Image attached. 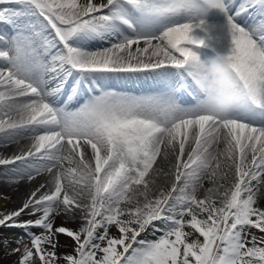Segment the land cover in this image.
Returning a JSON list of instances; mask_svg holds the SVG:
<instances>
[{
	"label": "snow or ice",
	"instance_id": "1",
	"mask_svg": "<svg viewBox=\"0 0 264 264\" xmlns=\"http://www.w3.org/2000/svg\"><path fill=\"white\" fill-rule=\"evenodd\" d=\"M208 9L223 14L230 37L233 103L223 116L204 110L193 84L199 59L190 46L205 40L190 33L206 34ZM0 24L11 29L0 33V140H33L0 166L10 183L55 172L51 190L42 183L0 214V227L22 230L17 244L30 241L18 264H264V235L250 231L264 234L254 191L264 184V0H0ZM146 72L162 82L158 91L112 84ZM163 146H178L174 180L149 198L146 177ZM225 156L235 169L230 188L215 183L227 179ZM205 177L214 186L198 198ZM74 210L79 229L55 226L59 215L74 221ZM149 230L155 238H141ZM60 235L73 254H57Z\"/></svg>",
	"mask_w": 264,
	"mask_h": 264
},
{
	"label": "bare ground",
	"instance_id": "2",
	"mask_svg": "<svg viewBox=\"0 0 264 264\" xmlns=\"http://www.w3.org/2000/svg\"><path fill=\"white\" fill-rule=\"evenodd\" d=\"M95 2L99 3L100 0H95ZM141 47H143V44H141ZM133 48H135V46H133ZM124 55H126V53ZM18 118L19 117L17 116L16 119ZM220 139L224 140L223 134L221 135ZM4 143L5 142L0 140V157L5 154V150L9 149V147L15 150L21 147H25V149L29 150V148L31 147L33 143V140H32L31 135L26 134L25 136L20 137L17 141H15L9 147H8V144H4ZM191 146H192V142L190 141L189 144L186 145V148L189 147L186 152H188L191 149ZM177 150H178V146L176 148V152ZM87 151L89 153V156L86 158L90 159V149ZM223 151H224V144L220 141V143L217 144V150L214 149L213 152L222 153ZM169 152H170V148H167L166 146L162 147L160 157H158L153 169L150 171L149 176L146 177V179L149 181V191H148L150 192L149 198H154L156 195H158L159 192L162 190L161 188H164L161 186L162 185L165 186V184H167L170 178H172V182H173L174 163L172 164V162L175 159V155L170 157ZM230 164H232V161H229L226 158V156L222 157L220 159V172L221 173L232 172V167H229ZM65 166L67 167L68 165H65ZM54 174L55 172H53L52 174L45 172L41 174L40 177L46 180L47 182H49V179L53 181ZM9 176H11V173L8 172L5 167L2 166L0 168V214H6L9 212L8 210L5 213L2 212V210L6 208L5 206L14 208L20 203L25 193V190H24L25 184L28 182L25 180L19 183H10L8 179ZM163 180H165V183L163 182ZM213 186H214L213 181L205 177L203 187L200 188L199 190L207 193V189ZM143 190L144 189L142 186L137 189V191H143ZM220 190L222 191V189ZM68 191L71 194L73 189L69 187ZM77 191L84 192V196L79 199V202L82 204H86L88 202L87 201V191L84 189H79V188L77 189ZM261 195H264V192H262ZM142 200L143 198L141 199V202ZM217 200H219V197H217ZM74 215H75L74 221H73V217L71 214L57 216L55 219V226H64L66 228L70 226L73 230L79 229L82 223L79 210H74ZM35 218L36 217L34 216H28V215H23L20 217L21 220H28V219H35ZM33 231L38 232V230H34V229ZM252 233L257 235L258 237L261 235H264V234L259 233V231L256 229H253ZM20 238L21 237H19L16 240H19ZM195 238H198V234H194L190 239H195ZM59 241H60L59 250L63 254H72L74 252V242L72 240L68 239L65 236L60 235ZM29 243H30L29 241H26L25 239H23L20 244L24 246V245H28ZM60 264H65V262L60 260Z\"/></svg>",
	"mask_w": 264,
	"mask_h": 264
},
{
	"label": "clouds",
	"instance_id": "3",
	"mask_svg": "<svg viewBox=\"0 0 264 264\" xmlns=\"http://www.w3.org/2000/svg\"><path fill=\"white\" fill-rule=\"evenodd\" d=\"M193 84L206 100L204 110L208 114L223 116L229 112L234 82L230 65L223 55H215L206 62L199 61Z\"/></svg>",
	"mask_w": 264,
	"mask_h": 264
},
{
	"label": "rangeland",
	"instance_id": "4",
	"mask_svg": "<svg viewBox=\"0 0 264 264\" xmlns=\"http://www.w3.org/2000/svg\"><path fill=\"white\" fill-rule=\"evenodd\" d=\"M231 181L233 182L232 178H231ZM163 182H165V180H163ZM42 183L47 184V182H45L43 180H38V179H34L29 184L26 183L25 184V190L27 189L26 194L28 193L29 190H31V188L33 191ZM215 183L218 184L217 181ZM170 184H171V182H169L166 185V187L168 188V186H170ZM223 184H226V180H223ZM149 194H150V192H148V195ZM199 194H201V195H199ZM204 194H205V196L207 195L206 192L199 190V192L197 193V196L199 198H204ZM27 197H28L27 195L24 196L23 200H25ZM126 208H128V207H126ZM9 209L12 211L14 208L7 207V208H4L2 210V212L5 213ZM203 217L206 218V214H203ZM124 218L127 219V217H124ZM10 234H12V236ZM22 235H24V234H23L22 230H20V229H14V228L9 229V228L0 227V264H18V260H19V257L21 255L22 251L21 252H13L12 250L15 249L14 246H16V242H15V241H17L16 238L21 237ZM12 238L15 240L14 242H13ZM154 238L155 237H152L151 239H154ZM25 239H27V238H25ZM4 240H8L9 243L7 245H5L3 243ZM17 245L19 248H21V250L23 249V246L21 244H17ZM57 254L59 256H63L59 253V249H57Z\"/></svg>",
	"mask_w": 264,
	"mask_h": 264
}]
</instances>
